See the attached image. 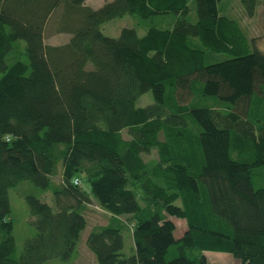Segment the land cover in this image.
<instances>
[{"label": "trees", "instance_id": "16d2710c", "mask_svg": "<svg viewBox=\"0 0 264 264\" xmlns=\"http://www.w3.org/2000/svg\"><path fill=\"white\" fill-rule=\"evenodd\" d=\"M223 1L0 0V264H76L93 203L109 217L85 238L91 262L264 264V50ZM240 1L250 18L264 5ZM127 14L172 22L102 31ZM51 18L67 42L46 41ZM25 182L41 194L25 195L35 232L16 255L10 189Z\"/></svg>", "mask_w": 264, "mask_h": 264}, {"label": "rangeland", "instance_id": "374dc122", "mask_svg": "<svg viewBox=\"0 0 264 264\" xmlns=\"http://www.w3.org/2000/svg\"><path fill=\"white\" fill-rule=\"evenodd\" d=\"M109 0H88L87 4L93 8H98L103 3ZM192 7L193 1H191ZM226 5V14L232 17H237L241 19V23L244 27L248 29V33L250 36H256L258 47L262 50H264V5L258 6L257 14L253 17H247L245 15H242L241 10H243V5L240 0H230V1H223L221 3V6ZM61 9V8H60ZM61 12V10H60ZM59 12V13H60ZM191 21H196L197 16L196 13L193 11L189 18ZM55 20V18H54ZM53 18L50 19L47 31H46V41L51 44H61L65 43L69 40L70 34L68 33H56V25ZM172 18L168 16H155L148 19L141 18L138 15L134 14H127L122 17H117L115 19L106 21L102 24V31L109 36L117 37L120 34V31L124 27H134L138 30V33L140 35L145 34L147 26L149 25H159L161 27H167L171 24ZM164 21V22H162ZM230 57V54L226 53H213L210 54L207 58L206 62H215V61H222L224 59H227ZM92 66L89 65V68ZM154 97L151 91L145 93L140 97V99L137 102L138 106H146L151 103H153ZM213 103L214 97L208 98L206 100V103ZM157 156L156 152L153 151L152 154L146 155V159H151L153 157ZM257 186H264V179H258L256 181ZM82 186L85 190H90V184L88 181L83 179ZM29 193H34L35 195H40L41 191L37 189L33 184L30 182H25L21 185H18L16 187H13L10 189V201L12 205V219L15 223V237H16V255H19L24 241L26 238L30 237L35 232V227L32 224V215L30 213L28 204L25 199V195ZM42 200L48 202L51 205H54L53 195L51 193H47L46 195L40 196ZM108 213L104 210H101L97 207L95 203H93L91 206H89L88 211V224L86 229L82 233V239L80 241L79 250L80 253H78V259L76 264H98L97 261L95 262L92 258V262L89 259L87 253L84 250L88 251V247L85 244V238L88 235L90 229L92 228V224L96 222H106L108 220ZM174 222L176 223V229H175V236L177 238L181 237L186 229V222L182 218L173 217ZM124 237H125V253L130 254L133 250L134 241L132 238V235L130 233V230L128 228L124 231ZM82 255V256H81ZM205 255L207 256V259L210 262H216V263H229V264H240V260L235 258L233 255L225 252H215V251H208L205 252ZM86 258V261H85ZM90 260V261H89ZM74 258L67 261H61V260H52V262H48V264H73Z\"/></svg>", "mask_w": 264, "mask_h": 264}, {"label": "built area", "instance_id": "2783aa9c", "mask_svg": "<svg viewBox=\"0 0 264 264\" xmlns=\"http://www.w3.org/2000/svg\"><path fill=\"white\" fill-rule=\"evenodd\" d=\"M75 183H76V184H78V183H79V181H78V180H75Z\"/></svg>", "mask_w": 264, "mask_h": 264}, {"label": "crops", "instance_id": "0c3cea01", "mask_svg": "<svg viewBox=\"0 0 264 264\" xmlns=\"http://www.w3.org/2000/svg\"><path fill=\"white\" fill-rule=\"evenodd\" d=\"M88 1V0H87Z\"/></svg>", "mask_w": 264, "mask_h": 264}]
</instances>
